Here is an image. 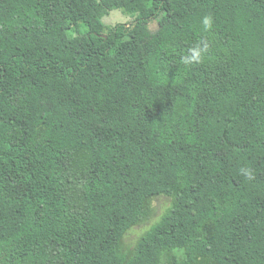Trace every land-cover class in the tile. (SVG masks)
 Wrapping results in <instances>:
<instances>
[{
	"label": "trees",
	"instance_id": "trees-1",
	"mask_svg": "<svg viewBox=\"0 0 264 264\" xmlns=\"http://www.w3.org/2000/svg\"><path fill=\"white\" fill-rule=\"evenodd\" d=\"M168 255L264 264V0H0V264Z\"/></svg>",
	"mask_w": 264,
	"mask_h": 264
},
{
	"label": "rangeland",
	"instance_id": "rangeland-1",
	"mask_svg": "<svg viewBox=\"0 0 264 264\" xmlns=\"http://www.w3.org/2000/svg\"><path fill=\"white\" fill-rule=\"evenodd\" d=\"M134 16L125 14L121 9H113L104 15L102 18L105 25L109 28L117 23L130 24ZM151 28L155 30L157 23H152ZM172 197L168 195H158L152 198L150 202V214L142 222L132 226L124 235L122 244L126 252L129 254L134 250L136 243L140 237L149 229V227L156 223L165 211L171 206ZM164 264H172L171 256L164 258Z\"/></svg>",
	"mask_w": 264,
	"mask_h": 264
}]
</instances>
